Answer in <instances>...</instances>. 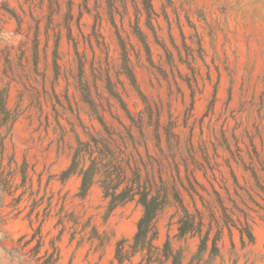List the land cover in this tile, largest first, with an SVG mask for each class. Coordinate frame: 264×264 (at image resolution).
<instances>
[{
    "label": "rangeland",
    "instance_id": "374dc122",
    "mask_svg": "<svg viewBox=\"0 0 264 264\" xmlns=\"http://www.w3.org/2000/svg\"><path fill=\"white\" fill-rule=\"evenodd\" d=\"M0 136V264H116L113 186L154 254L264 264V0H0Z\"/></svg>",
    "mask_w": 264,
    "mask_h": 264
},
{
    "label": "trees",
    "instance_id": "16d2710c",
    "mask_svg": "<svg viewBox=\"0 0 264 264\" xmlns=\"http://www.w3.org/2000/svg\"><path fill=\"white\" fill-rule=\"evenodd\" d=\"M80 158V154L76 151L71 164L72 167H69L66 172L67 174H72L76 173V169H79L78 174L82 178L81 189L83 192H86L91 185L93 176L96 172L92 167L84 168L81 166L79 168ZM10 168V162H5L4 142L3 137L0 136V183L3 181L8 182L10 180L11 174L7 173L10 172ZM116 189L117 187L113 186L111 188H105L104 191V196L106 198L111 197V202L114 206L120 202L132 200L137 195V202L143 207V214L137 222V229L132 241L129 244H127L125 240L116 243L114 251V260L116 261V264L130 262L136 253L142 254L143 259L145 258L146 260L145 264H182L181 257L174 253L168 241L163 244L162 249H160L157 254H154V251L152 250L153 248H156L153 245V241L157 237L155 217L161 205L157 200V197H149L146 191L129 193L126 189L115 193ZM181 232L185 233V230Z\"/></svg>",
    "mask_w": 264,
    "mask_h": 264
}]
</instances>
